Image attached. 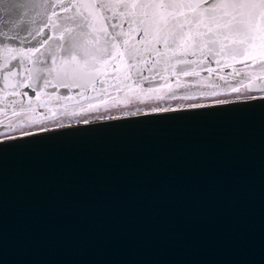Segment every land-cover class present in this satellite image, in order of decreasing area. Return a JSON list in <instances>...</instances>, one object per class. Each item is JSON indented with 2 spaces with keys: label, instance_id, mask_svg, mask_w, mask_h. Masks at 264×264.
<instances>
[{
  "label": "water",
  "instance_id": "95a60500",
  "mask_svg": "<svg viewBox=\"0 0 264 264\" xmlns=\"http://www.w3.org/2000/svg\"><path fill=\"white\" fill-rule=\"evenodd\" d=\"M32 2L50 6L29 14L34 20L30 27L39 29L52 11L62 17L76 12L52 6L117 0ZM128 2L200 4V10L178 11L179 19L193 21L196 16L207 20L205 9L213 3L238 0ZM191 28L196 31V23ZM199 31L206 26L201 24ZM142 35L131 39L139 41ZM233 47L231 40L221 39L196 48L195 54L169 52L168 64L149 48L131 80L117 82L116 73L109 71L106 85L71 91L49 85L38 98L23 86L30 82L28 71L17 68L8 75L18 60L6 66L0 45V113H46L56 106L99 100V95L132 87L136 80L147 87L165 85L173 76L205 74L261 57L259 51L254 57L234 53ZM41 84L35 82L37 91ZM262 86L264 77L245 85L255 91ZM195 104L204 107H184ZM172 108L109 109V115L85 119L88 123L80 120L1 139L0 264H264V95L180 102ZM130 113L138 114L126 115Z\"/></svg>",
  "mask_w": 264,
  "mask_h": 264
},
{
  "label": "snow or ice",
  "instance_id": "6c2138e0",
  "mask_svg": "<svg viewBox=\"0 0 264 264\" xmlns=\"http://www.w3.org/2000/svg\"><path fill=\"white\" fill-rule=\"evenodd\" d=\"M37 7L46 9L50 6H38L32 0H0V45L6 54V66L9 61L18 60V64H13L9 69L8 75H15L17 68L28 71L26 79L30 82L23 86L32 88L38 98L49 85L69 91L74 87L95 89L98 83L106 85L109 71L116 73L113 79L117 82L131 80L132 70L139 72L136 65L143 62L144 52L149 48L151 53L164 58L165 64L170 62L169 52L174 56L195 54L196 48L217 43L221 39L231 40L234 53L242 52L254 57L259 51L264 56V0L213 3L205 9L207 20L196 16L193 21L187 17L179 19L178 11L181 8L200 10V4L117 0L115 3L56 5L52 7H59L64 13L72 9H76V12L62 17L59 12L52 11L47 23L39 29L31 28L34 20L29 19L30 12ZM217 10H222L219 15ZM52 17L57 19L53 20ZM193 22L197 25L196 31L191 28ZM125 23L128 24L127 32L124 30ZM133 24L137 25L136 29H133ZM201 24L206 26L203 33L199 31ZM45 28L49 30V35H45ZM22 32L27 35H22ZM139 32L143 35L139 41H133L131 35ZM201 37L207 39L202 40ZM53 40L58 42L51 44ZM25 44L30 46L24 47ZM138 44L145 47L142 49ZM27 64L33 67L27 68ZM38 80L42 81L40 91L35 87ZM139 82L135 81L137 85ZM260 90L264 91V86ZM101 91L107 89L101 87ZM23 135L35 134L26 132Z\"/></svg>",
  "mask_w": 264,
  "mask_h": 264
},
{
  "label": "rangeland",
  "instance_id": "374dc122",
  "mask_svg": "<svg viewBox=\"0 0 264 264\" xmlns=\"http://www.w3.org/2000/svg\"><path fill=\"white\" fill-rule=\"evenodd\" d=\"M213 74H183L164 86L133 90H114L100 95L99 100L56 106L46 114L28 110L0 113V139L23 134L25 131L109 115V109L172 108L180 102L232 100L251 95L244 84L253 77L264 75V58L251 64L231 66L229 71L217 69ZM149 89H154L149 91ZM233 89H238L234 91Z\"/></svg>",
  "mask_w": 264,
  "mask_h": 264
},
{
  "label": "bare ground",
  "instance_id": "6f19581e",
  "mask_svg": "<svg viewBox=\"0 0 264 264\" xmlns=\"http://www.w3.org/2000/svg\"><path fill=\"white\" fill-rule=\"evenodd\" d=\"M244 65V63L243 64H240L239 66H243ZM135 85H137V84H135ZM43 113V112H42ZM44 114H46V113H44Z\"/></svg>",
  "mask_w": 264,
  "mask_h": 264
},
{
  "label": "flooded vegetation",
  "instance_id": "af4514ba",
  "mask_svg": "<svg viewBox=\"0 0 264 264\" xmlns=\"http://www.w3.org/2000/svg\"><path fill=\"white\" fill-rule=\"evenodd\" d=\"M35 113L39 114V111H35Z\"/></svg>",
  "mask_w": 264,
  "mask_h": 264
}]
</instances>
